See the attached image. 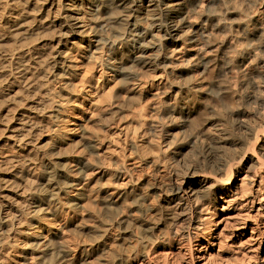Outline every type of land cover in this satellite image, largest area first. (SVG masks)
Masks as SVG:
<instances>
[{
  "label": "bare ground",
  "instance_id": "1",
  "mask_svg": "<svg viewBox=\"0 0 264 264\" xmlns=\"http://www.w3.org/2000/svg\"><path fill=\"white\" fill-rule=\"evenodd\" d=\"M79 7L92 20L84 33L95 32L96 46L103 45L101 75L141 81L163 96L150 112L140 109V134L163 138L161 159L145 161L163 178L144 189L136 162H129L137 143L121 149L111 175L115 187L104 196L107 226L94 246L108 254L104 264H124L121 238L111 230H122L130 217L139 228L133 255L140 264L162 258L264 264V90L245 94L246 103L256 104L251 110L227 107L214 131L204 132L194 118L203 91L217 100L230 94L228 86L205 83L211 69L258 77L264 87V56L257 51L264 44V0H0V264H11L22 236L32 235L43 218L80 203L83 187L70 194L93 167L79 157L75 177L71 163L61 166L57 150L67 142L52 104L60 92L50 85L71 68ZM187 127L191 134L179 136ZM85 143L92 155L102 154V142ZM194 146L200 149L195 160L182 162L180 155ZM246 178L250 187L242 191ZM120 207L129 215H117ZM77 250H60L59 262H74Z\"/></svg>",
  "mask_w": 264,
  "mask_h": 264
},
{
  "label": "rangeland",
  "instance_id": "2",
  "mask_svg": "<svg viewBox=\"0 0 264 264\" xmlns=\"http://www.w3.org/2000/svg\"><path fill=\"white\" fill-rule=\"evenodd\" d=\"M241 1L246 2V0ZM75 13H78L77 16L80 19L74 21L77 36L69 42L71 68L69 73L50 84L53 90L60 92V95L53 99L52 104L60 110L56 127H59V134L67 142L57 152L64 156L61 166L71 163L72 174L75 177H79L75 167L79 157L89 159L93 167L86 172L81 184L74 188L75 192L70 194V196L75 195L74 193L83 187L84 193L80 203L73 209L64 207L55 217L43 218L39 229L29 232L32 235L28 237L22 236L21 244L11 254V264H61L58 252L68 247L78 248L75 261L67 259L63 264L105 263L108 254L105 251L96 250L94 246L100 242L102 231L107 226L104 196L106 190L115 187L111 175L117 168L118 161L123 157L121 154L123 147L131 148L133 143H137L139 148L130 150L135 152V159L131 158L129 162H136L138 166L136 172L144 180V189L146 187L149 189L150 184L163 178L154 166H151V163L147 165L145 162L161 159V151L157 144L163 138L148 133L140 134L142 119L140 109L144 108V111L150 112V109L160 102L163 96L159 97L155 94L157 91L155 86L142 88L139 85L141 81H133L123 75L114 77L111 71L108 72V77L102 76L100 64L103 45L96 46L99 41L95 32L88 30L89 34L84 33L92 22L84 9L79 7ZM257 51L259 55L264 56L263 43L258 45ZM192 77L200 78L195 73ZM254 80L260 84L261 90L255 87L252 82ZM207 82L228 86L230 94L224 95L223 100H217L211 91L201 93L202 97L194 118L199 120L198 127L204 132L218 128V120L226 114L229 106L247 107L251 110L250 107L256 104L246 103L245 94L250 91L259 94L264 90L261 85L263 80L258 77L253 78L249 75L247 78L241 74L218 73L214 69L206 74L205 83ZM231 94L235 96L230 97ZM191 132L192 128L187 127L179 136L189 135ZM47 133L54 137L53 130ZM91 140L103 143L104 150L100 156L92 155L86 147L85 142ZM71 142L75 144L70 146ZM176 147L178 145H175ZM199 151V146L185 150L184 154L180 155L182 162L191 163ZM167 164L174 166L173 172L179 171L181 167L173 159H170ZM101 171L106 174L99 178ZM239 183L242 184V181L239 180ZM249 187V178H246L241 189L248 191ZM70 196L65 197V200H69ZM122 209L121 207L118 209L117 215H123V213L129 215L128 210ZM132 218L130 217L123 224L122 230L119 228L111 230V235L115 234L121 238L118 243L122 252L127 254L124 264H140L133 255L139 228ZM56 233L60 236L53 239ZM84 248H89L90 252L82 253ZM171 259L162 258L160 264H174Z\"/></svg>",
  "mask_w": 264,
  "mask_h": 264
}]
</instances>
